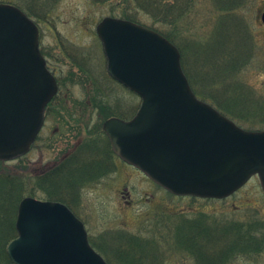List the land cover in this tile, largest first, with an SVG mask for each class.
<instances>
[{"label":"rangeland","instance_id":"rangeland-1","mask_svg":"<svg viewBox=\"0 0 264 264\" xmlns=\"http://www.w3.org/2000/svg\"><path fill=\"white\" fill-rule=\"evenodd\" d=\"M100 1L54 0L48 9L31 17L39 28L40 49L55 73L59 91L46 109L45 124L29 153L20 159L0 163V176L21 178L24 189L21 200L31 197L68 206L83 222L92 246L99 252H111V244L120 233H126L157 244L162 252L157 254L159 264H198L188 253L196 248L185 241L177 243L174 235L189 238L204 234L200 231L204 228L214 230L212 236L222 245L214 238L210 243L218 249L224 243L228 246L227 239L231 238L220 231L229 224L264 225V194L258 177L253 176L243 187L223 199L177 198L121 162L110 146L106 157L109 143L102 127L111 115L103 109L102 98L108 100L104 104L112 111L121 109L125 113L123 119L133 118L141 99L107 74L96 26L107 17L133 18L138 25L166 33L176 46L184 48L190 74L203 78L208 74L214 78L221 73L215 62L218 45L224 40L218 37V27L228 21L221 17L224 12L218 10L213 0H161L154 7L147 5L145 9L135 0ZM0 4L16 6L27 14L19 7L25 8L27 0H0ZM263 11L264 0H245L243 7L233 14L234 23L240 19L245 23L257 48V53L241 71L240 79L259 96H264V25L260 20ZM254 126L240 127L264 131L263 127ZM97 132H103L100 140L96 138ZM90 141L97 143L100 152L86 151L93 160L103 158L104 172L97 176L94 171L91 172L93 176L88 173L80 188L74 186L76 194L71 192L72 183L66 176L57 183L54 178H46L52 173L54 164ZM64 188L68 189V194ZM17 193L18 190H13L7 202L0 198V207L7 205L6 210L0 212L6 221V227L0 223L1 233L10 231ZM193 223L199 228L190 229L188 226ZM204 242L201 237L198 239V244ZM259 249L243 253L245 249L221 264H264V246Z\"/></svg>","mask_w":264,"mask_h":264},{"label":"water","instance_id":"water-1","mask_svg":"<svg viewBox=\"0 0 264 264\" xmlns=\"http://www.w3.org/2000/svg\"><path fill=\"white\" fill-rule=\"evenodd\" d=\"M260 20L264 25V11ZM96 32L108 75L141 99L131 120L103 124L114 154L177 197L223 199L253 176L264 194V131L245 130L199 100L174 44L119 18H104ZM56 93L36 25L16 6L0 4V161L28 153ZM15 228L6 247L14 264H107L60 202L22 199Z\"/></svg>","mask_w":264,"mask_h":264},{"label":"trees","instance_id":"trees-1","mask_svg":"<svg viewBox=\"0 0 264 264\" xmlns=\"http://www.w3.org/2000/svg\"><path fill=\"white\" fill-rule=\"evenodd\" d=\"M54 0H27L26 7L19 6L22 8L28 16L32 17L42 11L48 9L50 4ZM105 1V0H102ZM100 1V2H102ZM137 5L145 9L147 5L154 7L157 1L161 0H135ZM167 2L168 0H163ZM245 0H213L215 6L218 7L219 11H223L221 17L226 18L228 22L222 23L218 27V37L226 40L219 43L217 48L216 67L221 69V73L217 77H210L208 74L200 77L189 73L188 65L184 54V48L178 45V49L181 56L182 68L190 82V85L197 96L201 99L210 102L224 115L234 120L235 123L240 126L247 125V127H256L254 125L264 128V96L257 95V91L240 79L241 71L250 63L253 56L257 53V48L253 37L251 36L247 26L240 19V22L234 23L235 16L233 14L237 9L243 7ZM124 18V17H122ZM126 20L136 22L135 19L125 17ZM155 30V29H154ZM157 31V30H156ZM159 32V31H158ZM164 37L169 39L172 43V38L164 32H160ZM196 45V44H195ZM228 48V51L225 49ZM226 51V52H225ZM107 97V96H106ZM108 98V97H107ZM108 101L104 97L102 98ZM102 102V101H101ZM103 105V109H107L111 116L124 117L123 111L120 109L112 111L111 107ZM117 109V107H115ZM124 109V108H123ZM99 136H96L100 140ZM86 148L91 150V154L97 151L100 152V148H97V143L90 141L86 145ZM109 145L106 146V157L109 154ZM3 163V162H0ZM93 176V174L91 173ZM51 180L50 177H46ZM18 190V193L14 196V208L13 217L10 226V231L1 233L0 232V264H13L9 259L5 247L9 241L14 239L17 234L15 230V216L17 212V206L19 201L24 196V189L21 178L19 177H3L0 176V198L3 202H7L11 199L13 190ZM6 206L0 207V212L6 210ZM14 221V222H13ZM0 223L6 227L5 216L0 214ZM190 223V222H189ZM264 225L262 223H248V224H237L231 223L227 227H224L220 234L229 235L231 239H227L228 246H219L218 249L210 243L214 238L212 236L214 230L209 231L207 228L200 231L204 234L199 236L190 235L189 238L185 236L174 235L177 243L183 241L190 243L196 248L195 251H189L188 253L193 257L195 262L198 264H221L226 259L236 254L252 253L257 252L259 247L264 246V233L262 229ZM190 229L199 228V225L193 223L188 226ZM226 230V231H224ZM220 236V235H218ZM202 238L205 240V244H198V239ZM188 238V239H186ZM218 244L219 241L214 238ZM221 240V237H219ZM113 243V241H111ZM112 251L104 252L100 250L102 255L106 258L108 264H159L158 253H162L159 247L150 243L145 237L128 235L126 233H120L118 239L111 244ZM205 248L209 250L206 251ZM243 249V250H242ZM254 250V251H253Z\"/></svg>","mask_w":264,"mask_h":264},{"label":"flooded vegetation","instance_id":"flooded-vegetation-1","mask_svg":"<svg viewBox=\"0 0 264 264\" xmlns=\"http://www.w3.org/2000/svg\"><path fill=\"white\" fill-rule=\"evenodd\" d=\"M39 33H40V31H39ZM40 52L46 61V66H47L48 70L52 73V75H54V77L56 79L55 73L53 72L52 69H50L48 62H47L45 56L43 55L41 49H40ZM56 82H57V79H56ZM57 85H58V82H57ZM58 91H59V85H58ZM103 105H104V103H103ZM45 113H46V110H45ZM86 150H87V148H86L85 144L79 145L69 155L63 157L58 163L54 164V166L51 168L52 173H50V175H48L47 177L54 178L53 181L55 183H57L59 181H62L64 179V176H66V179L72 183L71 192L73 194H76V190H74V186H75V189H78L77 187L80 188L81 181H83L87 177L88 173L90 174L92 171H94L95 176H97L99 174V172H104L106 169V164H104L103 158L100 156V154H98L100 157H97L96 159L93 160L90 153H88ZM121 162H123V161H121ZM123 163L125 165L135 169L133 166H131L125 162H123ZM136 171L140 172L137 169H136ZM59 187H61V186H59ZM56 189L61 190L60 188H56ZM64 189L67 190L66 192L68 194L69 193L68 189L67 188H64Z\"/></svg>","mask_w":264,"mask_h":264}]
</instances>
